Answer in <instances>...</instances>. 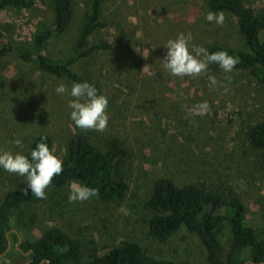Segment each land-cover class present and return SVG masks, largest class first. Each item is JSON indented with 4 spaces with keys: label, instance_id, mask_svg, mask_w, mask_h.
I'll list each match as a JSON object with an SVG mask.
<instances>
[{
    "label": "rangeland",
    "instance_id": "374dc122",
    "mask_svg": "<svg viewBox=\"0 0 264 264\" xmlns=\"http://www.w3.org/2000/svg\"><path fill=\"white\" fill-rule=\"evenodd\" d=\"M74 1L75 17L49 46L61 58L77 35L84 9L82 0ZM247 1L254 7L264 5V0ZM111 9L121 20L122 40L114 28L105 30L103 36L114 41V47L77 64L99 82L101 94L108 99L106 129L78 128L70 118L67 100L71 97L55 91L59 83L69 90L72 85L45 75L33 62L13 58L0 65V153L25 155L30 137L41 131L52 136L59 158L66 140L78 132H89L101 149L107 137H116L132 153L125 200L120 205L91 198L70 203L69 185L41 205L44 221L55 215L58 223L80 232V237L93 239L98 253L133 239L153 252L199 264L202 250L193 237L182 239L178 234L161 244L146 239L151 183L168 174L198 180L225 198L236 194L248 207L250 224L258 225L259 207L264 204V150L250 144L248 133L264 119V86L248 73H226L212 64L197 77L172 76L163 67L164 45L181 32H191L190 48L209 42L237 44L234 20L225 15L222 26L208 22L205 0H113ZM52 17V0H36L33 9L21 13L0 10V46L32 41L42 25L51 24ZM145 66L149 67L143 71ZM209 75L216 77V85H210ZM204 101L210 106L207 114L191 111ZM16 139L22 141V148L10 143ZM20 186V175L0 167V193ZM38 232L23 230L19 236L22 240ZM18 244L9 238L0 264H27L28 254L21 253Z\"/></svg>",
    "mask_w": 264,
    "mask_h": 264
},
{
    "label": "trees",
    "instance_id": "16d2710c",
    "mask_svg": "<svg viewBox=\"0 0 264 264\" xmlns=\"http://www.w3.org/2000/svg\"><path fill=\"white\" fill-rule=\"evenodd\" d=\"M112 1L82 0L84 9L77 35L61 58L52 54L49 46L75 17L76 3L52 0L51 24L42 25L32 41L22 45L3 43L0 65L13 58L33 62L45 75L71 85L87 81L101 94L99 82L81 72L77 64L114 47L115 42L103 36L105 30L114 28L122 40V23L117 14L111 13ZM35 3L36 0H0V10L10 8L21 13L33 9ZM205 6L208 11H223L234 20L238 42L235 46L209 42L204 47L209 53L226 50L229 55L238 57L233 70L248 73L264 86V5L254 7L247 0H205ZM119 10L118 7L116 11ZM45 137L43 142L53 150L52 136L36 132L30 137L25 156L31 159V151ZM248 138L253 147L264 150V119L250 128ZM102 148L89 132H78L66 140L60 158L63 172L46 188V199L33 195L24 176H21L20 187L0 193V254L8 248L10 238L20 240L18 249L28 254L27 264H187L175 255L167 257L162 252H153L133 239L98 253L93 239L80 237V232L58 223L55 215L44 221L41 205L51 194H57L74 181L98 189V197L91 199L99 203L120 205L125 200L132 153L116 137H107ZM147 206L151 216L146 239L161 244L172 241L178 234L182 239L193 237L202 250L203 261L199 264H264V204L259 207V224L255 226L250 224L248 207L238 195L230 194L225 198L198 180L167 174L152 181ZM29 229L39 232L36 237L28 235L21 240L19 232ZM88 234L91 236L90 232Z\"/></svg>",
    "mask_w": 264,
    "mask_h": 264
},
{
    "label": "clouds",
    "instance_id": "9594fccd",
    "mask_svg": "<svg viewBox=\"0 0 264 264\" xmlns=\"http://www.w3.org/2000/svg\"><path fill=\"white\" fill-rule=\"evenodd\" d=\"M205 19L210 23L223 25L225 14L223 11H209ZM193 39L191 32L185 34L179 33L175 39H169L164 47L167 49L163 59V67L176 77L191 76L197 77L205 73L209 64H217L224 72L230 73L239 62L238 57L229 55L226 50L209 53L203 47L193 44L189 47ZM149 66H145L143 71ZM207 79L210 85L217 84L215 76L209 75ZM230 82V78H229ZM55 91L60 95H68L71 99L67 100L68 107L72 110L70 113L71 120L75 125L83 130L104 131L107 127L109 116L106 112L108 99L87 81L73 82L71 89L64 84L59 83ZM224 91L228 88L225 86ZM196 114L205 115L210 111L207 101L197 104L194 109ZM46 137L39 142L35 149L30 153L31 159L24 154L11 151L0 153V167L9 173H15L27 178V186L31 189L33 195L39 199H46V188L51 184L53 178L63 172V161L54 154L47 143L43 142ZM18 147H23L20 139L10 141ZM28 188H26L25 194ZM69 202H83L91 197H98V189L72 182L69 187ZM10 264V262H5Z\"/></svg>",
    "mask_w": 264,
    "mask_h": 264
},
{
    "label": "water",
    "instance_id": "95a60500",
    "mask_svg": "<svg viewBox=\"0 0 264 264\" xmlns=\"http://www.w3.org/2000/svg\"><path fill=\"white\" fill-rule=\"evenodd\" d=\"M20 242V240H18V243Z\"/></svg>",
    "mask_w": 264,
    "mask_h": 264
}]
</instances>
